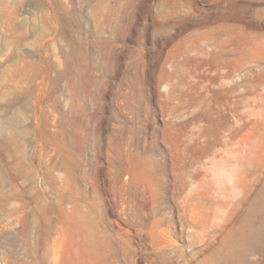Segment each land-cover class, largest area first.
Returning <instances> with one entry per match:
<instances>
[{"label":"rangeland","instance_id":"obj_1","mask_svg":"<svg viewBox=\"0 0 264 264\" xmlns=\"http://www.w3.org/2000/svg\"><path fill=\"white\" fill-rule=\"evenodd\" d=\"M0 264H264V0H0Z\"/></svg>","mask_w":264,"mask_h":264}]
</instances>
